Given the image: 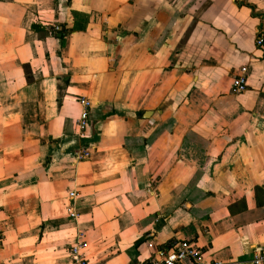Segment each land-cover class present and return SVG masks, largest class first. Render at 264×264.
Returning <instances> with one entry per match:
<instances>
[{
  "label": "crops",
  "instance_id": "obj_1",
  "mask_svg": "<svg viewBox=\"0 0 264 264\" xmlns=\"http://www.w3.org/2000/svg\"><path fill=\"white\" fill-rule=\"evenodd\" d=\"M260 31L264 0H0V264H76L78 242L87 264H148L180 239L254 264Z\"/></svg>",
  "mask_w": 264,
  "mask_h": 264
},
{
  "label": "built area",
  "instance_id": "obj_2",
  "mask_svg": "<svg viewBox=\"0 0 264 264\" xmlns=\"http://www.w3.org/2000/svg\"><path fill=\"white\" fill-rule=\"evenodd\" d=\"M257 45L264 49V31H260L257 37ZM248 88V68L241 67L234 77L233 90L235 93H241ZM81 101L85 104V111L77 121L78 135L82 139L88 138V130L90 127L89 112L92 104L89 100L82 98ZM91 151L87 147H83L77 153V159L82 160L89 158ZM75 192H71L70 196L75 197ZM71 217H77L78 213L74 207L69 209ZM3 244V235L0 231V247ZM81 243H77L71 248L72 257L76 264H87L84 255L80 252ZM151 255L148 258V264H213L206 261L205 250L197 241L189 239L175 240L172 243L157 247L154 240L147 242ZM254 264H264V249L256 250Z\"/></svg>",
  "mask_w": 264,
  "mask_h": 264
}]
</instances>
